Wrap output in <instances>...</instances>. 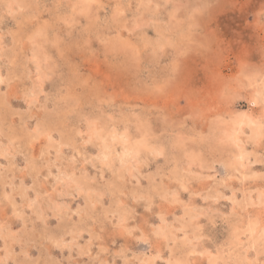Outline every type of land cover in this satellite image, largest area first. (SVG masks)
Instances as JSON below:
<instances>
[{
  "label": "clouds",
  "instance_id": "1",
  "mask_svg": "<svg viewBox=\"0 0 264 264\" xmlns=\"http://www.w3.org/2000/svg\"><path fill=\"white\" fill-rule=\"evenodd\" d=\"M0 264H264V0H0Z\"/></svg>",
  "mask_w": 264,
  "mask_h": 264
}]
</instances>
